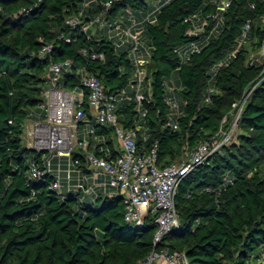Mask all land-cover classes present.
<instances>
[{"label": "trees", "instance_id": "trees-1", "mask_svg": "<svg viewBox=\"0 0 264 264\" xmlns=\"http://www.w3.org/2000/svg\"><path fill=\"white\" fill-rule=\"evenodd\" d=\"M218 2L170 0L155 10L147 0L88 5L86 0H0V264H137L164 247L185 253L189 264L263 259L264 63L250 55L264 41V0H231L224 12ZM135 15L143 16L151 87L144 90L140 110L132 91L131 99H119L117 114L124 127L137 130L141 154L158 143L160 166L180 162L186 150L213 138L224 119L231 120L234 104L248 95L238 139L182 179L176 195L180 223L157 245L154 217L148 215L142 225L127 222L120 193L93 199L52 188L54 171L33 178L31 164L43 168L48 152L24 143L26 121L45 102L51 62L72 61L73 71L59 84L66 89L81 88L80 68L98 76L108 93L119 96L131 89L136 66L129 47H117L107 28L84 26L99 16L132 23ZM198 16L199 26L207 23L190 34ZM73 18L81 23H68ZM247 23L251 28L239 47ZM193 43L199 50L182 58L179 50ZM87 96L83 108L90 117ZM173 97L182 101L177 115L170 106ZM90 123L101 140H91L95 152L103 145L115 157L114 128ZM73 157L85 167L79 152Z\"/></svg>", "mask_w": 264, "mask_h": 264}, {"label": "built area", "instance_id": "built-area-1", "mask_svg": "<svg viewBox=\"0 0 264 264\" xmlns=\"http://www.w3.org/2000/svg\"><path fill=\"white\" fill-rule=\"evenodd\" d=\"M230 2L231 0H219V11L227 10ZM111 3L108 1L106 5L110 6ZM198 18L200 19L199 16ZM131 20L132 24L124 28L122 20L109 21L99 16L91 19L84 29L107 28L110 38L114 40L117 47L126 45L129 47L130 56L136 66L133 91H135V100L140 110L144 100V90L151 87V80L147 79L146 69L149 58L145 56L141 34L133 32L138 22L135 18ZM188 20H193V18L186 21ZM201 22L200 28L194 22V28L190 29L189 33H197L206 25L207 19ZM68 23L76 26L81 21L79 18H73ZM250 28L251 24L247 23L239 47L243 44ZM198 50V44L193 43L180 49L179 53L185 59L191 52ZM48 51H50L49 46L45 47L42 53L45 54ZM232 55H235V52ZM93 57H97L96 54H93ZM250 60L264 62V41L255 53H251ZM72 71L71 60L51 62L49 65L50 85L44 94L45 102L40 105L46 116L35 123L33 130L28 133L30 138L28 146L50 152L52 157L48 155L44 157L43 168L38 162H33L31 176L39 178L45 172L54 171L57 177L52 188L58 192H62L64 188L75 190L93 199L101 193H108L110 188L116 189L123 197L124 216L127 222L142 225L148 215L154 217L156 225L154 244L157 245L180 223L176 208V195L182 179L212 154L233 142L248 95L242 102L234 104L235 111L232 113L231 120L228 121L225 118L222 127L213 138L201 142L193 152L186 150L180 162L160 166L158 143H155L149 151L141 154L136 142L137 130L124 127L118 120L117 103L119 99H131L132 92L124 90L119 96L108 93L100 78L85 68L77 70L80 75V89L61 87L59 84L63 74ZM170 89L174 91V87ZM86 92L88 93L87 103L90 117L83 108ZM170 106L173 113L177 115L180 103L175 97L170 100ZM85 120L87 123L94 121L114 128L117 142L120 145L119 153L115 157H112L103 145L99 149L100 153L95 152V143L91 140L95 142L101 140L96 136L94 125L86 131L83 138L80 137L79 130ZM170 125L174 129L179 127L175 118H171ZM101 139L104 142V138ZM74 151L84 157L85 167L77 166L81 164V161L74 159ZM55 158L58 159L56 168H54ZM63 158H66V168H63ZM73 172L78 174L75 183L72 181ZM262 257L264 259V253ZM158 259H164L168 264H189L185 253L168 247L153 249L145 259L137 264H154Z\"/></svg>", "mask_w": 264, "mask_h": 264}, {"label": "crops", "instance_id": "crops-1", "mask_svg": "<svg viewBox=\"0 0 264 264\" xmlns=\"http://www.w3.org/2000/svg\"><path fill=\"white\" fill-rule=\"evenodd\" d=\"M91 1H93V0H87L86 5H88ZM132 16H134V15H131V17ZM135 18L137 19L138 24H137V26L134 27L133 31L136 33H140L142 35L143 29H144V24L142 23L143 16L142 15H138V16L135 15ZM125 22L123 23L124 28H126L127 26H130L132 24V23L127 22V21H125ZM199 25H200V23H199ZM93 29H95V28H93ZM144 52H145V56L147 58H150V48L145 47ZM42 112H43V110L40 107L32 110V117L26 121L25 126H24V139H25L26 135L29 137L28 133L33 130L34 124L43 119ZM82 124H87L86 120ZM92 127H93V125L89 128H92ZM82 128H84V127L82 126ZM57 161H58V159L55 158V167H57ZM62 162L64 164L63 168H66V158H63ZM77 179H78V174L76 172H73L72 173L73 183H75L77 181ZM110 194H114V193H110ZM154 264H168V263L164 259H158L156 262H154ZM255 264H264V259L258 260Z\"/></svg>", "mask_w": 264, "mask_h": 264}, {"label": "rangeland", "instance_id": "rangeland-1", "mask_svg": "<svg viewBox=\"0 0 264 264\" xmlns=\"http://www.w3.org/2000/svg\"><path fill=\"white\" fill-rule=\"evenodd\" d=\"M87 1V0H86ZM167 0H147V2L150 4V6H153L154 7V9L155 10H158V8L160 7V5L162 4V2H166ZM199 20L200 19H196V22L198 23L197 25L199 26ZM201 26H199L198 28H200ZM134 29V28H133ZM91 30H93L94 31V29H91ZM134 32V31H133ZM135 34H137L136 32H134ZM218 34V31L216 32V34L215 35H217ZM145 47H147V46H145L144 45V48ZM253 53H255V51H252V54ZM264 63V62H263ZM174 82H179V77H178V74L176 73V74H174V76H173V78H172V80H171V85H170V88H171V86H173L174 85ZM170 88H169V90H170ZM133 89H134V87L132 86L131 87V89H129V92H132L133 91ZM177 101H178V103H182V101H181V99H177ZM93 124H90V123H87V124H82V126L84 127V128H81L80 130H79V135H80V137L81 138H83L84 136H85V133H86V131L87 130H89L90 128L89 127H91ZM86 127V128H85ZM89 128V129H88ZM241 131L239 130V128L236 130V134H235V137H234V139H233V141L235 142L237 139H238V134L240 133ZM24 143L26 144V145H29V143H30V138L26 135V137H25V139H24ZM116 148L117 149H119L120 148V145H119V143L118 142H116ZM48 157H52V154L50 153V152H48ZM63 166H64V164H63ZM64 179H65V177H64ZM110 193H117V190L116 189H114V188H110L109 189V191H108V194H110Z\"/></svg>", "mask_w": 264, "mask_h": 264}]
</instances>
